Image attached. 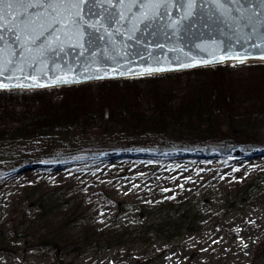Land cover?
<instances>
[{"label":"rangeland","instance_id":"rangeland-1","mask_svg":"<svg viewBox=\"0 0 264 264\" xmlns=\"http://www.w3.org/2000/svg\"><path fill=\"white\" fill-rule=\"evenodd\" d=\"M200 69L208 67L184 80ZM56 89L47 90L58 99ZM99 139L128 143L122 133ZM172 156L116 160L97 173L24 172L0 190V264H264V156L237 149L221 164ZM65 183L74 203L48 212L28 199L36 185ZM75 210L85 215L71 223Z\"/></svg>","mask_w":264,"mask_h":264},{"label":"trees","instance_id":"trees-1","mask_svg":"<svg viewBox=\"0 0 264 264\" xmlns=\"http://www.w3.org/2000/svg\"><path fill=\"white\" fill-rule=\"evenodd\" d=\"M233 68L196 70L197 79L184 80L187 72L67 87L55 90L58 99L50 90L0 92V164L8 165L0 190L24 177L25 166L97 173L116 160L162 164L182 151L190 155L173 158L221 164L230 151L264 149V63L246 73ZM114 133L128 143L99 139ZM121 151L132 154L108 155ZM42 186L32 188V206L49 212L75 202L71 183ZM76 211L71 223L85 215Z\"/></svg>","mask_w":264,"mask_h":264},{"label":"water","instance_id":"water-1","mask_svg":"<svg viewBox=\"0 0 264 264\" xmlns=\"http://www.w3.org/2000/svg\"><path fill=\"white\" fill-rule=\"evenodd\" d=\"M32 2L35 6L27 11L16 7L11 15L0 12V82L8 85L0 91L71 87L234 62H264L262 0H191V9L189 0H125L122 6L116 3V12H122L123 18L110 23L88 16V8L82 6L76 27L65 28V21L54 32L50 31L54 20L48 0ZM153 2L162 6H138ZM28 21L35 24L21 31ZM36 35L35 42L27 41ZM55 37L59 40L54 41ZM146 68L166 70L149 75L144 74Z\"/></svg>","mask_w":264,"mask_h":264},{"label":"snow or ice","instance_id":"snow-or-ice-1","mask_svg":"<svg viewBox=\"0 0 264 264\" xmlns=\"http://www.w3.org/2000/svg\"><path fill=\"white\" fill-rule=\"evenodd\" d=\"M116 3H119L121 6L125 3V0H48L47 7L52 9V12L50 15L53 17L54 22L51 25L50 31L54 32L56 30V25L65 23V28L69 27H76L77 24H79L80 20L82 19L81 15V8L82 6H85L88 8L87 15L90 17H96L101 18L102 22H111L112 20L119 18H123L122 12H116ZM262 3H264V0H262ZM32 0H0V12H7L9 15L12 14V11L16 7L24 8L26 11L27 9L34 7ZM139 7H152V8H158L162 5L160 3H149L148 5L145 4H138ZM183 6V5H182ZM189 9H191L192 4L191 0H189L188 3ZM93 9H102L103 11H94ZM63 10V11H61ZM115 13V15H113ZM147 13H145L146 15ZM59 16L60 19L56 20L55 17ZM3 17H0L2 19ZM37 19H40L39 17ZM35 24V21H28V23L24 24V28L21 29V31H24L25 29H28L30 25ZM40 27H43V25H40ZM94 27V25H93ZM33 32H35V28L32 29ZM39 35H43L41 32ZM39 35L36 36H28L27 41L28 42H35L36 39H39ZM17 39H20V37H17ZM59 37H55L54 41H58ZM51 46V45H50ZM29 52L32 51L31 48L28 49ZM264 58V57H262ZM243 62V60H241ZM184 67H187L189 65H183ZM166 69H151L146 68L144 74H154L155 71H163ZM22 71V69H20ZM123 75V73H120ZM59 82H71L68 80H62ZM0 87L7 88L8 85L3 84L0 82Z\"/></svg>","mask_w":264,"mask_h":264}]
</instances>
